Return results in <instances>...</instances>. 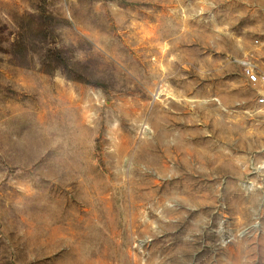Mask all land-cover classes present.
Instances as JSON below:
<instances>
[{
	"label": "rangeland",
	"instance_id": "374dc122",
	"mask_svg": "<svg viewBox=\"0 0 264 264\" xmlns=\"http://www.w3.org/2000/svg\"><path fill=\"white\" fill-rule=\"evenodd\" d=\"M264 0H0V264H264Z\"/></svg>",
	"mask_w": 264,
	"mask_h": 264
},
{
	"label": "built area",
	"instance_id": "2783aa9c",
	"mask_svg": "<svg viewBox=\"0 0 264 264\" xmlns=\"http://www.w3.org/2000/svg\"><path fill=\"white\" fill-rule=\"evenodd\" d=\"M254 45L264 51V38H256ZM238 63L247 82L257 92L258 104L264 106V53H248Z\"/></svg>",
	"mask_w": 264,
	"mask_h": 264
}]
</instances>
